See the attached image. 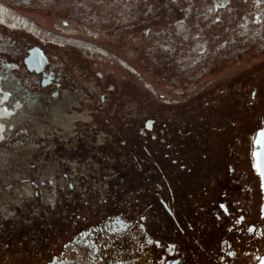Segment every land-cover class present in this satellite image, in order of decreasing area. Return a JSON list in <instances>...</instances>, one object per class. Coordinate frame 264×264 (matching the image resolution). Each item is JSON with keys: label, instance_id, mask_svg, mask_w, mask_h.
Segmentation results:
<instances>
[{"label": "flooded vegetation", "instance_id": "1", "mask_svg": "<svg viewBox=\"0 0 264 264\" xmlns=\"http://www.w3.org/2000/svg\"><path fill=\"white\" fill-rule=\"evenodd\" d=\"M263 76L264 0H0V264H258Z\"/></svg>", "mask_w": 264, "mask_h": 264}, {"label": "rangeland", "instance_id": "2", "mask_svg": "<svg viewBox=\"0 0 264 264\" xmlns=\"http://www.w3.org/2000/svg\"><path fill=\"white\" fill-rule=\"evenodd\" d=\"M262 60H263V58H260L259 61L246 60V61L242 62L241 64H235L234 65V68H233V71L235 72V71H237L239 69H245L246 67L247 68H250L254 64H259ZM140 72L142 74V75H140L141 77H139V76H136V77L134 76L133 77L131 75H128V76H126V80L127 81L128 80L131 81L130 82L131 84H135L136 89H137V93H138L139 97L141 99H143V100L145 98V96H143V94L144 95L146 94L148 97L151 96L150 93L145 88V84L146 85H152V86H154L155 87V90H154L155 95H152L151 98L153 100L154 99L156 100L160 95L163 94V92H165L164 88H162V84H161L160 77L151 76L147 72H145L144 69H142V71L140 70ZM122 74L125 75L122 71H120V75H122ZM234 77L235 76H233V78ZM250 78H254V76L252 75ZM237 79L238 78H236V79L234 78V83H233V89L236 90V91H238L237 83L240 81V79L244 80L245 78H239L238 81H235ZM251 93H252V91L251 90H248V92H246V97L244 98V101H245L246 105L248 106V109L247 110H244V108H242L241 101H240L242 99H240V98L238 99L239 100L238 105L237 106H234L233 105V109L232 110L233 111H237V112L238 111H240V112H242V111L244 112L245 111L246 114L249 115V117H250V115H253V114L257 113V111H259L261 109L260 106L258 108H256L252 104L254 102H256V101L259 102V103L262 102L263 97H264V93L263 92L257 93L256 94L257 100H254L251 97V95H252ZM236 98H237V94L234 97V101H235ZM251 107H253V108H251ZM241 109H242V111H241ZM256 116H258V114ZM256 128H258V127H256Z\"/></svg>", "mask_w": 264, "mask_h": 264}, {"label": "water", "instance_id": "3", "mask_svg": "<svg viewBox=\"0 0 264 264\" xmlns=\"http://www.w3.org/2000/svg\"><path fill=\"white\" fill-rule=\"evenodd\" d=\"M254 165L258 173L262 176L264 190V127L257 133L254 140ZM258 264H264V257Z\"/></svg>", "mask_w": 264, "mask_h": 264}, {"label": "trees", "instance_id": "4", "mask_svg": "<svg viewBox=\"0 0 264 264\" xmlns=\"http://www.w3.org/2000/svg\"><path fill=\"white\" fill-rule=\"evenodd\" d=\"M262 114H264V109H262V112H261ZM257 114L255 113V114H253V116H256Z\"/></svg>", "mask_w": 264, "mask_h": 264}, {"label": "snow or ice", "instance_id": "5", "mask_svg": "<svg viewBox=\"0 0 264 264\" xmlns=\"http://www.w3.org/2000/svg\"><path fill=\"white\" fill-rule=\"evenodd\" d=\"M69 187H71V185H69Z\"/></svg>", "mask_w": 264, "mask_h": 264}]
</instances>
